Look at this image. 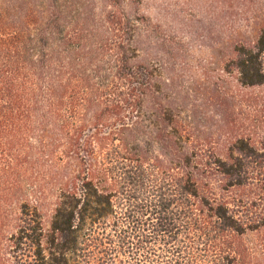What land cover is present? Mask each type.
Returning <instances> with one entry per match:
<instances>
[{
  "label": "trees",
  "instance_id": "trees-1",
  "mask_svg": "<svg viewBox=\"0 0 264 264\" xmlns=\"http://www.w3.org/2000/svg\"><path fill=\"white\" fill-rule=\"evenodd\" d=\"M208 1L257 31L203 138L143 0H0V264H264V0Z\"/></svg>",
  "mask_w": 264,
  "mask_h": 264
},
{
  "label": "rangeland",
  "instance_id": "rangeland-1",
  "mask_svg": "<svg viewBox=\"0 0 264 264\" xmlns=\"http://www.w3.org/2000/svg\"><path fill=\"white\" fill-rule=\"evenodd\" d=\"M143 1L141 13L150 25L145 24V54L158 59L190 126L205 138L206 131L219 124L220 95L234 87L226 83L223 72L227 47L237 39H254L257 26L240 27L237 18L227 19L221 5L208 0ZM151 26L153 34H149ZM144 60L150 61L146 56ZM256 92L264 94L263 89ZM49 209L50 205L43 210L45 225Z\"/></svg>",
  "mask_w": 264,
  "mask_h": 264
}]
</instances>
